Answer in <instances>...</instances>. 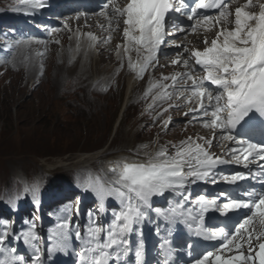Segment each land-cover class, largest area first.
Listing matches in <instances>:
<instances>
[{
	"label": "snow or ice",
	"instance_id": "obj_1",
	"mask_svg": "<svg viewBox=\"0 0 264 264\" xmlns=\"http://www.w3.org/2000/svg\"><path fill=\"white\" fill-rule=\"evenodd\" d=\"M231 2L127 0L121 7L115 0H108V4L112 5L111 13L107 11V4L99 13L108 20L105 30H111L113 25L119 27L123 23L125 43L117 46V56L122 55V49L129 68L141 77L149 67L154 66V62H158L157 54L166 37L174 31L185 32V26L176 23L173 14L187 9V19L193 21L189 26L193 34L201 29L205 32L211 31L212 27L218 29L211 42L207 36L204 37L203 50L184 47L183 53L188 54L187 58H182L183 53H179L172 64H180L186 71L162 77L163 80L170 79L171 85L153 82L145 96L153 88H160L162 90L153 98L154 101L171 99L176 93L177 99L183 97L188 104L195 102L196 107L189 108V111L209 117L203 121V126L220 130L225 133L221 135V140L231 141L238 147L229 149L231 159H225L210 151L212 140L201 137L193 141L189 137L178 145L173 144L175 151L172 154H169L167 146H161L152 154L145 153L144 160L126 158L112 162L108 169L112 173L110 180H102L98 176L92 178L89 174V178L77 186L83 192L95 195L99 201L97 211L101 215L107 211L105 203L109 198L118 202V208L112 209L111 220L106 226L98 222L90 210L82 235L79 225L73 226L71 223V203L65 205L67 216L49 231L51 243L47 249L48 259L56 252L67 254L69 241L74 238L80 242L79 251L74 253L76 264H146L143 226L145 222L153 221L150 213L154 211L169 223L182 219L204 240L226 241L222 243L221 249L233 252L230 256H224L207 251L193 258L191 264H264V193L245 192L244 196L248 199L227 197L226 193L214 198L200 194L193 201L199 207L195 216L185 210L179 201L168 210L153 208L154 197L167 199L166 193H177L186 202L191 198V193H186L190 184L207 182L210 178L212 183H217L213 172L219 165L235 161L237 164L243 163L247 168L250 157L264 161V2L246 0L235 9L234 14L229 10ZM19 3L31 9L46 6V0H19ZM256 8L258 11L252 10ZM198 10L219 11L217 15L211 16L198 15ZM229 23L233 25L231 29L225 27ZM99 27L105 28L104 25ZM87 36L90 48L111 40L110 35L103 41L91 32ZM133 52L136 53L135 60ZM197 66L202 75L197 76ZM169 88L173 91H169ZM103 90H107L106 87ZM171 107L173 105H169ZM168 123L164 122L165 128ZM257 131L261 137L259 141H255ZM199 140H204V143ZM258 167L259 172L255 174L238 171L221 175L219 179L235 185L240 180L264 175V164ZM25 192H30L34 201L39 203L38 181L27 186ZM221 197L225 199L218 203ZM76 199L78 201L79 197ZM210 209L222 215L245 209L251 214H245L242 222H238L231 231L227 226L205 229L204 214ZM0 227L3 228L0 231V264H47L39 245L42 237L36 231L34 222L27 229L15 233L9 221H0ZM155 231L159 235V226ZM16 243L31 248L34 255L25 260V255L18 252ZM169 244L167 238H162L159 248L165 250ZM186 248L191 255L192 244L187 243ZM130 254L134 257L132 261L129 260ZM164 264H168V261L165 260Z\"/></svg>",
	"mask_w": 264,
	"mask_h": 264
},
{
	"label": "rangeland",
	"instance_id": "obj_2",
	"mask_svg": "<svg viewBox=\"0 0 264 264\" xmlns=\"http://www.w3.org/2000/svg\"><path fill=\"white\" fill-rule=\"evenodd\" d=\"M101 63L104 65L99 69L105 75L110 62L103 58ZM111 63L114 64L112 59ZM117 71L118 68L113 74ZM127 78L120 80L119 85L115 84L116 80L111 82L112 89L101 94L90 81L87 84L75 76L83 88L73 89L74 96L65 98L63 79L57 63L53 62L43 85L32 95L22 94L19 91L23 87L18 88L19 80L23 79L21 84H24L28 76H13L9 86L7 82H0V187L16 178L25 180L31 176L42 182L52 175H61L66 169L71 173L112 154L129 152L145 140L153 142L157 127L148 135L142 132L143 120L139 119L138 107L144 103L135 99L127 102ZM140 89L141 86L137 88L138 93ZM88 154L95 158L86 157ZM10 155L16 159L8 158ZM81 160L84 163L76 167ZM10 195L13 193L6 192L7 197Z\"/></svg>",
	"mask_w": 264,
	"mask_h": 264
},
{
	"label": "bare ground",
	"instance_id": "obj_3",
	"mask_svg": "<svg viewBox=\"0 0 264 264\" xmlns=\"http://www.w3.org/2000/svg\"><path fill=\"white\" fill-rule=\"evenodd\" d=\"M261 1H263V0H261ZM90 61H91L90 65L92 67L95 66V71L92 74H93L94 77H98L100 75L98 73V67L101 66L102 63H101V61L98 58H96V57H94L92 55L86 56L84 53H81L80 54V58L78 60V63L75 66V69H77L80 72V75H82L84 77H87L90 74V72L88 70L89 67L87 65ZM127 84H128V95H127V99H128L129 96L132 95L134 87H135V81L133 80L132 77L129 78V80L127 81ZM86 157H94L95 158V155L88 154ZM123 157L116 158V159L123 160Z\"/></svg>",
	"mask_w": 264,
	"mask_h": 264
}]
</instances>
